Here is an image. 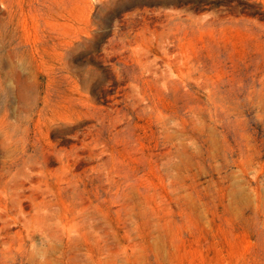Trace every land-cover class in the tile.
<instances>
[{
    "label": "rangeland",
    "instance_id": "1",
    "mask_svg": "<svg viewBox=\"0 0 264 264\" xmlns=\"http://www.w3.org/2000/svg\"><path fill=\"white\" fill-rule=\"evenodd\" d=\"M0 264H264V0H0Z\"/></svg>",
    "mask_w": 264,
    "mask_h": 264
}]
</instances>
